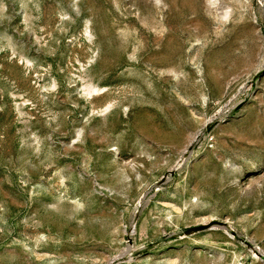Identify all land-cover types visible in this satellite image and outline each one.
<instances>
[{"label":"rangeland","instance_id":"374dc122","mask_svg":"<svg viewBox=\"0 0 264 264\" xmlns=\"http://www.w3.org/2000/svg\"><path fill=\"white\" fill-rule=\"evenodd\" d=\"M0 264H264V0H0Z\"/></svg>","mask_w":264,"mask_h":264},{"label":"bare ground","instance_id":"6f19581e","mask_svg":"<svg viewBox=\"0 0 264 264\" xmlns=\"http://www.w3.org/2000/svg\"><path fill=\"white\" fill-rule=\"evenodd\" d=\"M208 224V223H207Z\"/></svg>","mask_w":264,"mask_h":264}]
</instances>
